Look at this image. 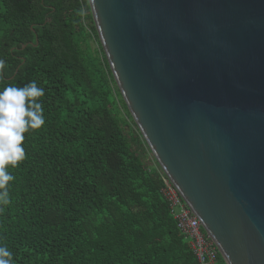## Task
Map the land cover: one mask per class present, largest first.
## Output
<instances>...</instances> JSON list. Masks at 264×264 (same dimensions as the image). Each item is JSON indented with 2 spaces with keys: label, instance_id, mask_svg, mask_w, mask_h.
Returning a JSON list of instances; mask_svg holds the SVG:
<instances>
[{
  "label": "trees",
  "instance_id": "obj_1",
  "mask_svg": "<svg viewBox=\"0 0 264 264\" xmlns=\"http://www.w3.org/2000/svg\"><path fill=\"white\" fill-rule=\"evenodd\" d=\"M0 59V91L33 80L45 89L46 124L26 134L27 159L11 170L12 203L0 212V246L15 264H199L162 193L159 165L136 148L147 144L88 0H0Z\"/></svg>",
  "mask_w": 264,
  "mask_h": 264
},
{
  "label": "water",
  "instance_id": "obj_2",
  "mask_svg": "<svg viewBox=\"0 0 264 264\" xmlns=\"http://www.w3.org/2000/svg\"><path fill=\"white\" fill-rule=\"evenodd\" d=\"M150 152L226 264H264V0H88Z\"/></svg>",
  "mask_w": 264,
  "mask_h": 264
},
{
  "label": "clouds",
  "instance_id": "obj_3",
  "mask_svg": "<svg viewBox=\"0 0 264 264\" xmlns=\"http://www.w3.org/2000/svg\"><path fill=\"white\" fill-rule=\"evenodd\" d=\"M85 14V8L77 10V15ZM5 67L6 61L0 59V79ZM44 95L45 89L34 80L24 86L9 84L0 91V212L12 203L10 188L16 177L11 170L27 159L26 134L46 124L40 102ZM0 264H15L7 245L0 246Z\"/></svg>",
  "mask_w": 264,
  "mask_h": 264
},
{
  "label": "built area",
  "instance_id": "obj_4",
  "mask_svg": "<svg viewBox=\"0 0 264 264\" xmlns=\"http://www.w3.org/2000/svg\"><path fill=\"white\" fill-rule=\"evenodd\" d=\"M81 2L83 4V0ZM86 15L87 11L83 15V25L86 31L94 38ZM159 175L164 182L162 193L170 204L171 214L177 222L180 233L188 240L199 264H217L221 254L216 243L204 231L201 222L187 206L172 182L162 171H159Z\"/></svg>",
  "mask_w": 264,
  "mask_h": 264
},
{
  "label": "rangeland",
  "instance_id": "obj_5",
  "mask_svg": "<svg viewBox=\"0 0 264 264\" xmlns=\"http://www.w3.org/2000/svg\"><path fill=\"white\" fill-rule=\"evenodd\" d=\"M90 43H91V47H92L94 50H95V49L98 50L99 46H98V43H97L96 40H91ZM127 133H128V131H127ZM136 148H137V150L139 151V153L141 154V156H142V158L144 159V161H145L146 163H148V162H152V163H153V164H152V167L155 168V167H154V163H155V162H154V160H153L154 157H153L152 153L150 152L148 146H146V145H142V146H138V145H136Z\"/></svg>",
  "mask_w": 264,
  "mask_h": 264
}]
</instances>
